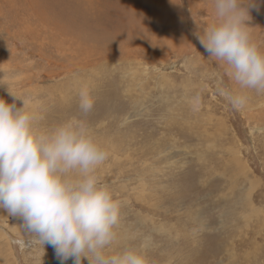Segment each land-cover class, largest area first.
Segmentation results:
<instances>
[{"label": "rangeland", "instance_id": "obj_1", "mask_svg": "<svg viewBox=\"0 0 264 264\" xmlns=\"http://www.w3.org/2000/svg\"><path fill=\"white\" fill-rule=\"evenodd\" d=\"M250 17L264 50V0ZM216 22L213 0H0V98L26 101L37 131L85 119L108 154L95 173L121 205L108 254L264 264V93L209 59L195 34ZM22 223L0 209V264H61Z\"/></svg>", "mask_w": 264, "mask_h": 264}, {"label": "clouds", "instance_id": "obj_2", "mask_svg": "<svg viewBox=\"0 0 264 264\" xmlns=\"http://www.w3.org/2000/svg\"><path fill=\"white\" fill-rule=\"evenodd\" d=\"M253 3L213 0L217 22L195 35L235 84L264 93V50L252 40L247 23ZM218 93L235 109L247 103L245 94L230 88L220 86ZM78 97L81 112L89 113L94 100L87 86ZM107 155L85 119L70 118L37 131L26 101L17 108L0 98V209L21 218L24 231L43 246L51 245L61 264L70 258L74 264L84 258L90 264H148L136 249L107 252L116 239L121 208L95 175Z\"/></svg>", "mask_w": 264, "mask_h": 264}]
</instances>
